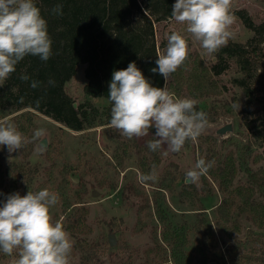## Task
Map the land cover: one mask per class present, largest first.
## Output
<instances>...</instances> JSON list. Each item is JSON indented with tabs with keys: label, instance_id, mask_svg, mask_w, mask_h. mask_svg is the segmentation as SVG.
I'll list each match as a JSON object with an SVG mask.
<instances>
[{
	"label": "rangeland",
	"instance_id": "rangeland-1",
	"mask_svg": "<svg viewBox=\"0 0 264 264\" xmlns=\"http://www.w3.org/2000/svg\"><path fill=\"white\" fill-rule=\"evenodd\" d=\"M236 10L251 16L255 25L264 24V0H232L235 21L231 31L235 35L230 41L246 42L255 33L241 22ZM167 22L157 25V40L165 38L171 29L184 36L189 45L186 71L183 70L184 89L177 97L196 99L200 109L209 112L213 127L231 122L233 129L224 137L225 144L219 146L223 138H218L214 149L219 148L222 154L229 149L235 151L245 140V130L239 122L246 115L241 113L243 98L239 89L231 87L230 80L237 75L235 66L224 75L208 79L209 85L202 87V66H208L214 54L204 52L200 42L186 32L185 24L174 19ZM259 47L264 51V39ZM84 67L79 65L66 82L67 91L75 104L91 100L103 123L72 130L38 113L30 123L22 121L21 129H17L31 140L34 132L43 128L45 137L11 154L6 146H0L4 165L28 163L37 170L22 174L17 187L22 196L45 188L59 194L50 215L53 223L60 222L70 234L73 248L69 264H199L198 243L207 232L214 233L221 249L233 242L232 236L246 240L244 235L251 223L246 220L243 205L239 206L243 197L234 196L233 203L226 201L230 197L222 191L224 183L208 174L196 184L186 180V172L203 158L206 145L199 149L197 140H189L178 153L168 151L167 145L153 152L147 145L155 139V128L144 137H123L105 121L109 101L83 92ZM234 104L240 105L239 110ZM2 116L0 109V121L4 119ZM42 139L46 147L41 153L38 147ZM235 156L238 172L229 188H236L246 180L242 171L246 164ZM153 165L157 182L141 184L138 176L151 172ZM258 165H264V161L251 168ZM13 192L0 188L4 194L0 195V204ZM234 221L240 227L238 232ZM110 232L116 239L114 246L107 242ZM17 258L15 252L8 256L0 251V264H13ZM261 262L264 263V257Z\"/></svg>",
	"mask_w": 264,
	"mask_h": 264
},
{
	"label": "trees",
	"instance_id": "trees-1",
	"mask_svg": "<svg viewBox=\"0 0 264 264\" xmlns=\"http://www.w3.org/2000/svg\"><path fill=\"white\" fill-rule=\"evenodd\" d=\"M174 3L175 0H36L48 23L53 55L47 62L36 56H26L17 64L16 71L0 83V109L4 118L1 121H12L21 129L22 121L30 123L40 113L72 130H83L96 122L103 123L99 109L91 100L74 105L75 100L67 91L66 82L79 65L85 66L83 92L109 101L104 111L107 123L111 118L108 94L112 73L127 68L130 62L135 61L153 86H166L170 92L180 96L184 89L186 61L166 82L160 74L150 71L157 67V50H165L167 36L174 32L168 29L165 38H156L157 25L172 19L171 6ZM57 5L62 6L63 15L53 14L52 10ZM235 13L255 36L246 42L229 41L226 47L214 53L208 66H202L201 79L202 87L206 88L208 79L224 75L232 65L235 66L237 75L230 82L231 87L239 89L243 98L241 113L246 115L239 123L244 127L245 140L236 147V152L229 149L224 154L219 148L214 149L218 138L213 135H201L196 144L199 149L206 145L203 159L215 161L208 175L224 183L222 191L231 198L226 201L233 203L234 196L243 197L239 206L243 205L246 220L251 226L244 235L246 240L232 236L233 242L225 244L223 249L214 233L207 232L198 243L199 264H264L261 262L264 257V165L251 168V165L264 161V51L259 47L264 39V24L255 25L243 10ZM22 74H27L29 81H22ZM49 79L55 81L54 87L48 84ZM33 80L40 82L39 87H30ZM196 107L208 115L207 110L200 109L198 104ZM226 140L219 141V146ZM235 155L246 164L242 170L246 180L236 188H229L238 172ZM1 159L0 153V188L4 192H20L17 187L22 174L30 170L37 172L28 163L4 165ZM249 159L252 160L251 165ZM234 223L235 231H240L238 223Z\"/></svg>",
	"mask_w": 264,
	"mask_h": 264
},
{
	"label": "clouds",
	"instance_id": "clouds-1",
	"mask_svg": "<svg viewBox=\"0 0 264 264\" xmlns=\"http://www.w3.org/2000/svg\"><path fill=\"white\" fill-rule=\"evenodd\" d=\"M231 7L232 0H175L171 18L186 25V32L200 42L206 54H214L234 38ZM52 11L63 15L61 5ZM52 44L47 20L36 0H0V83L16 71L26 56L47 62L53 55ZM188 56V41L173 32L167 36L165 50H157V67L150 71L160 74L166 82ZM20 79L29 81L30 77L22 74ZM39 83L33 80L30 87L37 88ZM48 84L54 87L55 81L49 79ZM108 99L110 127L123 137H144L155 128V139L147 145L153 152L167 145L168 151L178 153L187 141L195 142L213 127L207 113L197 110L196 99L177 97L166 86H153L135 61L125 69L113 71ZM234 107L239 110L240 105ZM45 136L46 130L41 128L30 140L12 122L0 121V146H6L10 154ZM45 147L41 143L38 151L42 153ZM214 165V160L198 159L185 174L187 182L196 184ZM138 180L141 184L157 182L155 165L151 172L140 174ZM58 201L59 194L47 188L28 191L23 196L19 192L5 196L0 204V251L8 256L15 252L18 258L13 264H69L73 248L70 234L60 222L53 223L50 215Z\"/></svg>",
	"mask_w": 264,
	"mask_h": 264
},
{
	"label": "water",
	"instance_id": "water-1",
	"mask_svg": "<svg viewBox=\"0 0 264 264\" xmlns=\"http://www.w3.org/2000/svg\"><path fill=\"white\" fill-rule=\"evenodd\" d=\"M76 105V104H74ZM233 126L231 122H225L224 124L218 126V127H212L209 131L208 134L213 135L217 138H224L227 137L228 134L232 131ZM43 144L46 146V141L45 139H42L39 144ZM107 242L109 246H114L116 244V239L115 236L112 232L108 233L107 236Z\"/></svg>",
	"mask_w": 264,
	"mask_h": 264
}]
</instances>
